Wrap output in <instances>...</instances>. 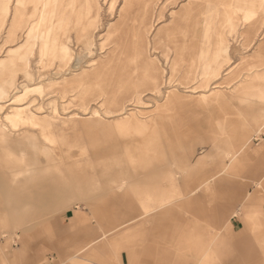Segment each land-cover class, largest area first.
Wrapping results in <instances>:
<instances>
[{
  "label": "rangeland",
  "instance_id": "1",
  "mask_svg": "<svg viewBox=\"0 0 264 264\" xmlns=\"http://www.w3.org/2000/svg\"><path fill=\"white\" fill-rule=\"evenodd\" d=\"M17 1L0 0V127L4 126L6 133L13 134L19 132H9V129H33V178L45 176L43 166L48 162L61 160L62 147L55 140L68 133L67 130L76 132L69 140L73 144L70 153L91 154L110 143L120 151L124 140L116 127L117 121L133 118L139 123L156 122L151 119L159 115L157 152L150 154L161 166L157 170L160 174L157 179L153 175L142 177L138 174L128 180L125 184L128 193L118 198L111 195L108 191L110 183L103 182L99 175L101 168L96 163H101L106 154L99 153L96 155L99 158L92 159L94 168L98 167L96 171L87 161L73 166L80 177L77 181L82 192L67 201L68 205L48 212L33 208V215L20 214L9 217L8 221L0 213V264H98L102 261L109 264L258 261L264 264V251L258 236L264 232L236 240L226 228L233 212L240 208L241 199L249 194V190L257 188L255 182L262 176L264 167L259 153L257 158L239 168L238 176L223 173L208 182L207 189L202 186L197 191L191 206L181 203L183 189L197 185L218 171L222 159L228 161L225 156L227 146L219 139L221 136L232 137L231 127L236 125L238 131L250 126L251 129L245 132L249 137L247 146L251 150L264 147V98L256 95L247 100L232 99L224 114V109L209 110L198 99L204 91L201 72L191 83L183 70L170 75L164 47L155 45L154 39L161 29L163 36L165 29L175 27L173 21L177 17L174 14L180 12L185 0H178L173 5L170 0H117L113 11L111 0H91L92 17L97 18V24L89 33L92 35L90 49L85 50L82 43L77 42L81 27L75 22L79 15H73L68 32L59 35L69 37L67 42L72 54L69 67L62 70L59 59H40L38 43L34 48L35 56L27 53L29 29L38 20L39 10L34 9L33 0H25L23 5H17ZM209 4L212 7V45L215 46L220 32L227 50L221 73L209 80L208 89L212 94H226L239 84V80L251 81L255 73H264V0L258 11L259 28L251 44L246 41L250 22L243 19L247 7L222 19L223 5L217 0ZM82 5L80 2L77 6ZM160 10L164 13L158 18ZM136 11L141 12V24L137 21L125 29L124 18L130 12L135 16ZM173 55L171 50L170 56ZM154 61L159 67L163 66L161 70H146V65ZM155 86L162 91H152ZM94 87H105L107 98L98 96ZM141 90L145 93L137 100ZM179 97L183 99L174 109V102ZM10 100L14 102L9 104ZM126 104L131 108L128 115L104 114V109L122 108ZM90 106L100 109L99 113L84 114L83 108ZM55 107L58 115H53ZM20 108L28 110L29 115L14 116ZM219 117H228V122L232 123L224 133L220 132ZM99 120L92 130L82 127L83 122ZM51 123L55 126H50ZM45 125L49 128L45 129ZM151 131L149 129L147 133ZM127 137L133 138L131 144L136 145L144 138L134 136V132ZM76 138L78 140H74ZM187 152L195 159L208 155L204 162L191 164L190 168L182 159ZM138 163L142 164V161ZM155 187L159 188L158 193ZM258 187L262 189L261 184ZM75 210L84 213V223L72 219ZM133 212H146L145 217L151 219L131 227L120 240V262L114 240L123 234V228L108 232L103 239L100 235ZM98 237L100 240L77 254L78 247ZM100 246L105 248L104 252ZM93 247L101 250L93 255ZM205 249H213L217 254L204 263L198 253Z\"/></svg>",
  "mask_w": 264,
  "mask_h": 264
},
{
  "label": "crops",
  "instance_id": "2",
  "mask_svg": "<svg viewBox=\"0 0 264 264\" xmlns=\"http://www.w3.org/2000/svg\"><path fill=\"white\" fill-rule=\"evenodd\" d=\"M188 1L189 0H185L182 6ZM210 1L213 0L202 3L203 7L205 8L206 18L197 19L194 21L195 24L193 22L195 32L193 34L190 33L189 37V40H191L189 42H191L193 48H191L189 52L185 54L183 59H181L180 56L177 58L176 61L179 63L177 71L183 70L184 73H189V83L197 78L198 72H201L200 74L203 78L201 85L204 88V91L198 99L200 102H203L209 110L220 111L224 109V114H226L228 109H225L228 105V102L232 99L247 100L248 98L256 95L264 98V73H255L254 79L251 81L247 79L239 80V84L235 86L230 93L212 94L210 92L208 89L209 80L220 75L221 72L219 71L223 63L226 61L227 50L224 36L220 32L215 46L212 45L211 33L213 26L211 23L213 21L212 7L209 4ZM217 1L224 7L221 12L222 19L233 15L235 10H242L243 7H247L243 19L250 22L246 31V41L247 43L251 44L259 28L258 11L261 8V5H263L261 4L263 0ZM80 2L84 3L86 0L77 1V5H79ZM88 2L91 3V0H88ZM173 54L174 55L171 57L176 56L175 51H173ZM146 66V70L150 69L156 71H160L161 67H163L161 65L159 67V64L156 61L148 63ZM168 66H170V64ZM163 69L167 70L165 68ZM256 80H259L260 82H256ZM181 98L183 99V97H179L177 100L174 99V109ZM210 101L212 102L210 103ZM114 107L115 106L109 108L112 111H117L120 108ZM159 116L161 117V115ZM159 116L153 117L151 119V121L157 120L156 122L148 123H139L133 120V118L117 121L116 127L120 131L119 134L122 135L120 136L123 137L124 140L122 149L120 151L115 149L116 146L111 145L110 143L103 145L102 148L97 150V152L91 154L87 153L84 155L81 153H70L69 149L70 146H73V144L70 143L69 140L71 135L76 134V132L72 131V133H70L71 131L67 130L68 133H63L61 138L55 140L62 147L61 160H55L56 162L51 164L48 162L43 166V168L46 170L45 176L39 175L37 178H33V129H9V132H19L13 134L6 133V129L0 127V213L3 216V219L8 221L9 217H18L20 214H24L25 216L27 215L29 217L33 215V208H36V211L48 212L52 208L56 209L57 207L59 208L64 205H68L69 202L67 201L77 198L82 192L77 181L80 179V177L79 175H76V171L73 170L72 167L79 166V164L87 161L89 165L94 168L95 164L92 163V159H95V157L99 158V156H96L99 155V153H104L107 155L106 158L101 161V163L96 164L99 168H101L99 175H101L103 178V182H107L106 184L110 183V186H108V191L114 198L125 196L128 193V186L125 184L128 182V180L130 181L131 179H134L138 174H141L142 177L153 175L155 176L154 179H157V177L160 175L158 174L157 170H159L161 165H159L156 160H152V154L150 153L157 152L155 147L158 145L157 142H159L157 133V128L160 126ZM219 118L218 124L221 128L220 132L224 133L226 132V127L228 128L230 125H232V123L228 122V117ZM51 125L55 126L53 123H51ZM67 127L69 128L70 126ZM63 128H65V126ZM149 129L152 130L150 134L147 133ZM231 129L234 133L232 135L233 138L221 136L219 139V141H223L227 146L225 156H227L228 161L222 159L221 166L218 171L214 172L207 178L205 177L204 180H200L197 185L183 189L180 193L181 203L186 202L188 206H191L197 191H199L202 186L207 189V187H209L207 186L208 182L223 173L238 176L243 165L249 163L251 159L257 158L258 153L260 154L264 164V147L251 150L247 146L249 137L246 136L248 133L246 134L245 132H248L251 127H244V129L239 128L237 131V126L234 125L231 127ZM87 130L92 129L87 128ZM131 132H134V136L139 135L144 137L140 145H136L134 143L131 144V139L133 138L127 137L129 134H131ZM214 138L218 139V137ZM74 140L78 139L76 138ZM75 145L76 144H74V146ZM207 155L208 154H204L195 159L193 154L187 152L183 154L182 159L185 164L191 168L194 164L197 165L204 162ZM51 156H53L52 153ZM141 161L142 164L138 163ZM98 167L94 168V170L96 171ZM262 171L263 174L260 176L261 178L259 177V180L255 182L256 185L261 184L262 189L259 190L257 185V188L249 190V194L245 195L241 199L242 203L240 204V208L235 213L233 212V217H231L226 224L227 231H229L231 236L235 237L236 240H244V237H249L248 234L251 235L252 233L264 232V167ZM37 173L39 174L41 171H37ZM63 181L66 182L62 183ZM155 191L158 193L160 190L158 187H155ZM146 212H133L131 213L130 217L121 219V221H119L113 228L104 230L102 235H100V239H103L106 237L108 232L123 228V234L120 235L118 239L114 240L116 248L114 250L116 252L118 261L121 259V253L119 251L120 240L125 237V234L130 231L131 227L133 229V227L136 225H143L145 221L151 219V217L150 219L145 217ZM71 216L72 219L76 220L80 224L86 221V216L82 211L75 210ZM142 217L143 219L140 220ZM132 223L133 225L130 226ZM254 235L256 236V234ZM258 236L264 251V233H260ZM97 239H99V237L94 238L93 240L78 247L76 249L77 254L84 252L92 244L97 242ZM92 249L93 255L95 252H98V249L101 250L100 248L95 249V247ZM101 251L104 252L105 248L103 247ZM77 254L75 256H77ZM198 254L203 258L202 262L205 263L211 259H214V256L217 253L213 249H205L199 251ZM98 264L109 263L102 261ZM237 264L263 263L258 261H243L242 263L239 262Z\"/></svg>",
  "mask_w": 264,
  "mask_h": 264
},
{
  "label": "bare ground",
  "instance_id": "3",
  "mask_svg": "<svg viewBox=\"0 0 264 264\" xmlns=\"http://www.w3.org/2000/svg\"><path fill=\"white\" fill-rule=\"evenodd\" d=\"M24 1L25 0H18L17 5H23ZM77 1L78 0H33V7L35 10H39V14H38V20L34 22L33 26H31V28L29 29V35L27 37V48H26L27 53L29 54L33 53V56H35L34 48H35V45L38 43L37 53L40 56V59H43L44 57H51V59H59L61 61L60 70L68 68L69 63L71 61V57H72L71 48L69 47L68 42H67L69 37H67L66 34L62 37H60L59 35L61 33L68 32L67 30L70 28L69 26L73 20L72 16L76 14L79 15V17L76 19V23L80 24V27H81L80 33L77 34V42L78 43L81 42L82 43L81 45L85 48V50L90 49L92 35L91 34L89 35V33L91 32V30L96 28V24H97V18L92 17L94 6L91 5V3L88 2V0H86V2H84L83 5L78 8ZM170 1L173 5L177 3L178 0H170ZM206 1H209V0H189L186 4H184L181 7L180 12L175 14V16L177 17L173 21V23L175 22V27L173 29H165V31H163L164 33L163 36L160 34L162 29L158 33H156V38L154 39L155 45L156 43L158 45H161V44L163 45L165 49L164 56L166 58L165 60L167 61L166 63H168V65L170 64L169 73L171 76L176 74L177 69L179 67V63L176 61L177 58H179L180 56L181 59H183L185 54H187L189 50L193 48L191 42H189L191 41L189 40L190 33L193 34L195 32V27L193 25V22L199 18H206L205 8L202 5V3ZM116 3H117V0H111L110 8L112 11L114 10ZM1 5L2 3L0 4V6ZM163 13L164 12L160 10V12L157 14L158 18H161L163 16ZM124 21L125 22L123 26L125 29H128L134 26L135 22L137 21L139 22V25H140L142 21L141 12L136 11L135 16H133V14L130 12V14L124 18ZM170 30L174 32H170ZM171 50L176 52V56L174 57L170 56ZM188 74L189 73H186L187 78H188ZM53 85L54 84H51V86ZM42 86L44 90H47V87L45 85H42ZM94 88L98 96H103L107 98L106 96L107 91L105 90V87L104 88L94 87ZM1 89L4 90L3 87H1ZM152 91L156 92L160 90L158 86H155ZM144 93H145L144 90L139 91V94H138L139 97H137V100H139L142 97L141 95H143ZM4 94L7 95L8 92L5 90ZM60 97L64 98L65 95H60ZM13 102L14 100L13 101L10 100L9 104H12ZM128 106L129 104H126L124 107L120 108L117 111H112L110 109H104V114L109 115L110 113H116V115H128L131 111V108H128ZM99 110L100 109L95 110L93 107L90 106V107L83 108V113L88 114V115L96 114V113L98 114ZM32 113L33 115H41L39 112H36V113L32 112ZM14 114H15L14 116L16 117H23L24 115H29L28 110L24 108H20L19 110H16ZM58 114H59L58 108L55 107L53 110V115H58ZM35 120H36V117H35ZM31 121L33 123V120ZM38 123H39V120H38ZM98 123H100V120L99 122L98 121H87V122H83L82 126H84L86 129L87 128L93 129L94 125L97 126ZM47 126L48 125H45V129L49 128V126L48 127ZM50 126L52 125L50 124Z\"/></svg>",
  "mask_w": 264,
  "mask_h": 264
}]
</instances>
